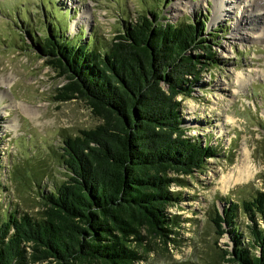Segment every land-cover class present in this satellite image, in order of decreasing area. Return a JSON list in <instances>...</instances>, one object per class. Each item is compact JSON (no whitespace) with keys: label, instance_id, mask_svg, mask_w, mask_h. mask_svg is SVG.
Here are the masks:
<instances>
[{"label":"trees","instance_id":"obj_1","mask_svg":"<svg viewBox=\"0 0 264 264\" xmlns=\"http://www.w3.org/2000/svg\"><path fill=\"white\" fill-rule=\"evenodd\" d=\"M150 14L124 24L106 46L72 43L59 34L37 45L65 79L54 100L86 102L100 124L64 137L58 154L64 180L37 191L39 217L0 215V264H26L29 249L31 259L48 264H134L131 242L142 241V228L166 237L174 223L166 210L183 198L170 188L185 186L184 178L217 156L215 147L187 135L177 100L191 98L215 58L207 23L163 24ZM30 172L27 186L40 188L41 170ZM238 210L231 203L213 218L218 237L233 242L224 250L226 262L264 264V229L256 222L264 219V192L243 203L254 236L248 245L236 228Z\"/></svg>","mask_w":264,"mask_h":264},{"label":"rangeland","instance_id":"obj_2","mask_svg":"<svg viewBox=\"0 0 264 264\" xmlns=\"http://www.w3.org/2000/svg\"><path fill=\"white\" fill-rule=\"evenodd\" d=\"M217 1L0 0V171L7 179V207L0 192V215L18 211L39 217L37 191H50L64 180L58 155L64 137L100 124L86 102L54 100L65 79L47 65L37 45L59 34L72 43L96 40L106 46L124 24L155 12L163 24L207 23L205 37L215 58L191 98L177 100L187 135L218 154L203 171L184 178L185 186L170 188L183 198L166 210L174 223L166 237L142 228V241L131 242L138 255L134 264H228L224 250L233 242L218 237L213 218L231 203L239 205L236 228L251 243L252 223L243 203L264 192V0H222L218 20ZM244 165L251 176L238 180ZM36 168L41 187L32 182L29 188L30 170ZM256 222L264 229L263 218ZM27 252L26 264H48Z\"/></svg>","mask_w":264,"mask_h":264},{"label":"bare ground","instance_id":"obj_3","mask_svg":"<svg viewBox=\"0 0 264 264\" xmlns=\"http://www.w3.org/2000/svg\"><path fill=\"white\" fill-rule=\"evenodd\" d=\"M221 6H223V1L221 0H219V1H217V7H216V12H217V14H216V16H215V19H220V17H222L223 15H222V11H221ZM222 15V16H221ZM76 28V24L74 25V29ZM242 80V79H241ZM241 80H239V83H241V84H243V83H245V81H241ZM31 114H33V113H31ZM244 164V163H243ZM242 168V167H241ZM250 166H248V165H244V167L242 168V169H239V178H238V180H240V178L241 177H243L244 175H247L248 176V178L251 176V174L249 173L250 172Z\"/></svg>","mask_w":264,"mask_h":264}]
</instances>
